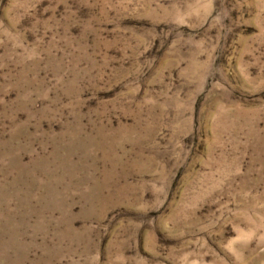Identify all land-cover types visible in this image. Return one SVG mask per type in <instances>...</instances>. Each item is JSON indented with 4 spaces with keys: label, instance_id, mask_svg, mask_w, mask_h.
<instances>
[{
    "label": "rangeland",
    "instance_id": "374dc122",
    "mask_svg": "<svg viewBox=\"0 0 264 264\" xmlns=\"http://www.w3.org/2000/svg\"><path fill=\"white\" fill-rule=\"evenodd\" d=\"M0 264H264V0H0Z\"/></svg>",
    "mask_w": 264,
    "mask_h": 264
}]
</instances>
